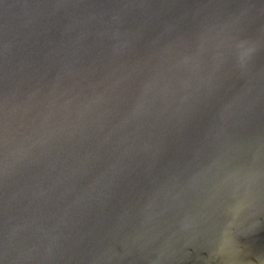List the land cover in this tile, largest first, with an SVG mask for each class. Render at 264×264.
Masks as SVG:
<instances>
[{
  "label": "water",
  "instance_id": "1",
  "mask_svg": "<svg viewBox=\"0 0 264 264\" xmlns=\"http://www.w3.org/2000/svg\"><path fill=\"white\" fill-rule=\"evenodd\" d=\"M0 264H264V0H0Z\"/></svg>",
  "mask_w": 264,
  "mask_h": 264
}]
</instances>
